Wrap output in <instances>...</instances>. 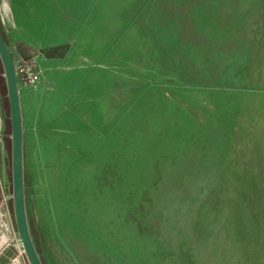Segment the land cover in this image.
Returning <instances> with one entry per match:
<instances>
[{
  "label": "rangeland",
  "instance_id": "rangeland-1",
  "mask_svg": "<svg viewBox=\"0 0 264 264\" xmlns=\"http://www.w3.org/2000/svg\"><path fill=\"white\" fill-rule=\"evenodd\" d=\"M0 25L44 55L19 89L45 264H264V0H0Z\"/></svg>",
  "mask_w": 264,
  "mask_h": 264
},
{
  "label": "water",
  "instance_id": "water-1",
  "mask_svg": "<svg viewBox=\"0 0 264 264\" xmlns=\"http://www.w3.org/2000/svg\"><path fill=\"white\" fill-rule=\"evenodd\" d=\"M16 58L0 30V62L4 71L11 124V184L15 226L28 264H44L32 235L27 207L25 129ZM9 244V236L0 233V255Z\"/></svg>",
  "mask_w": 264,
  "mask_h": 264
},
{
  "label": "built area",
  "instance_id": "built-area-1",
  "mask_svg": "<svg viewBox=\"0 0 264 264\" xmlns=\"http://www.w3.org/2000/svg\"><path fill=\"white\" fill-rule=\"evenodd\" d=\"M38 56L44 57V55H42L40 52H36L30 58H25V57L16 58V71H17L18 84L20 83L23 84L24 86L35 87L41 82L42 74L37 59ZM3 128H4V123L2 118L0 117V152L2 145L5 142V135ZM11 201H12L11 183L6 184L3 181V178L1 176V159H0V233H5L9 236L10 238L9 246H11V244L15 242L19 243V236L17 234L15 226L12 224V221H9V219L11 218L10 217Z\"/></svg>",
  "mask_w": 264,
  "mask_h": 264
},
{
  "label": "trees",
  "instance_id": "trees-1",
  "mask_svg": "<svg viewBox=\"0 0 264 264\" xmlns=\"http://www.w3.org/2000/svg\"><path fill=\"white\" fill-rule=\"evenodd\" d=\"M0 30L3 34V37L5 39V41L7 42L6 40V37L2 31V28H1V25H0ZM8 44V42H7ZM4 71H3V68H2V65H1V62H0V94H1V97H2V102H3V109H4V112L7 116V120L5 122V133H6V144H7V148H8V152H9V155H10V159H11V139H10V135H11V124H10V112H9V103H8V98H7V89H6V83H5V78H4ZM11 190H12V185H11ZM11 210L13 211V205H12V201H11ZM30 219V217H29ZM30 225H31V231H32V235H33V238H34V241H35V244H36V247H37V250L44 262V259L42 257V252H41V249H40V246H39V240H38V234L36 233L35 229H34V223L32 221V219H30ZM45 264V262H44Z\"/></svg>",
  "mask_w": 264,
  "mask_h": 264
},
{
  "label": "crops",
  "instance_id": "crops-1",
  "mask_svg": "<svg viewBox=\"0 0 264 264\" xmlns=\"http://www.w3.org/2000/svg\"><path fill=\"white\" fill-rule=\"evenodd\" d=\"M21 101H22V97H21ZM22 108H23V116H24V119H25L23 102H22ZM4 127H5V123H4ZM4 133H5V130H4ZM0 159H1V176L3 178V181L6 184H8V183L10 184L11 183V159H10V155H9L7 144H6V133H5V142L2 145L1 152H0ZM11 213L13 215V211L12 210H11ZM13 219H14V215H13ZM14 222H15V220H14ZM7 250L8 249H6L0 255V264H7L8 263L7 261H9V259H10L9 256L13 255L11 253H8ZM27 264H28V261H27Z\"/></svg>",
  "mask_w": 264,
  "mask_h": 264
}]
</instances>
